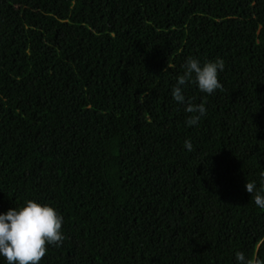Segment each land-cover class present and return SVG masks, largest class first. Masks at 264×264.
I'll use <instances>...</instances> for the list:
<instances>
[{
    "label": "trees",
    "instance_id": "obj_1",
    "mask_svg": "<svg viewBox=\"0 0 264 264\" xmlns=\"http://www.w3.org/2000/svg\"><path fill=\"white\" fill-rule=\"evenodd\" d=\"M190 57L225 64L222 90L184 86L194 126ZM262 174L264 0H0V213L64 217L40 264L264 259Z\"/></svg>",
    "mask_w": 264,
    "mask_h": 264
},
{
    "label": "clouds",
    "instance_id": "obj_2",
    "mask_svg": "<svg viewBox=\"0 0 264 264\" xmlns=\"http://www.w3.org/2000/svg\"><path fill=\"white\" fill-rule=\"evenodd\" d=\"M182 67L183 73L177 77L171 96L191 114L186 125L194 126L206 115V107L204 103L193 104L186 101L184 86L194 83L200 92L209 95L222 90L218 74L224 71L225 64L220 58L201 63L199 59L190 57ZM183 147L190 152L193 145L186 139ZM244 187L250 194L255 192L254 204L264 209V189L256 191L255 182H246ZM63 223L64 217L59 211L46 203L28 200L19 208H9L0 213V257L4 258L6 264H40L48 246L59 247L63 243ZM235 260L236 264H264V259L246 257L243 252H236Z\"/></svg>",
    "mask_w": 264,
    "mask_h": 264
}]
</instances>
